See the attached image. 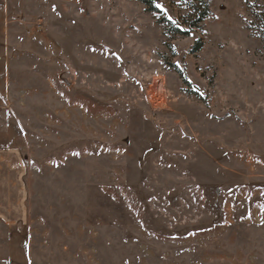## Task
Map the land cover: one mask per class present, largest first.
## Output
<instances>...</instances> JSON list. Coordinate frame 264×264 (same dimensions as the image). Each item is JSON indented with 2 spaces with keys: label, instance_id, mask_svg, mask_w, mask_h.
Segmentation results:
<instances>
[{
  "label": "rangeland",
  "instance_id": "374dc122",
  "mask_svg": "<svg viewBox=\"0 0 264 264\" xmlns=\"http://www.w3.org/2000/svg\"><path fill=\"white\" fill-rule=\"evenodd\" d=\"M0 162L29 264H264V0H0Z\"/></svg>",
  "mask_w": 264,
  "mask_h": 264
},
{
  "label": "crops",
  "instance_id": "0c3cea01",
  "mask_svg": "<svg viewBox=\"0 0 264 264\" xmlns=\"http://www.w3.org/2000/svg\"><path fill=\"white\" fill-rule=\"evenodd\" d=\"M3 203H0V208H3ZM20 206L19 201L8 210L6 209V211H3V213L0 211L2 214L0 219H3L9 228L8 264H18V262L19 264H29L27 237L24 236L20 239L18 235L21 231L20 228L25 225L27 220L24 203H22V208H20ZM20 210H22L21 215L19 213Z\"/></svg>",
  "mask_w": 264,
  "mask_h": 264
},
{
  "label": "trees",
  "instance_id": "16d2710c",
  "mask_svg": "<svg viewBox=\"0 0 264 264\" xmlns=\"http://www.w3.org/2000/svg\"><path fill=\"white\" fill-rule=\"evenodd\" d=\"M141 1H143V2L146 3V4H151V0H141ZM206 14H207V13H204V14L202 15V17L200 18V22L204 20Z\"/></svg>",
  "mask_w": 264,
  "mask_h": 264
},
{
  "label": "snow or ice",
  "instance_id": "6c2138e0",
  "mask_svg": "<svg viewBox=\"0 0 264 264\" xmlns=\"http://www.w3.org/2000/svg\"><path fill=\"white\" fill-rule=\"evenodd\" d=\"M158 7H160L159 5H157Z\"/></svg>",
  "mask_w": 264,
  "mask_h": 264
}]
</instances>
